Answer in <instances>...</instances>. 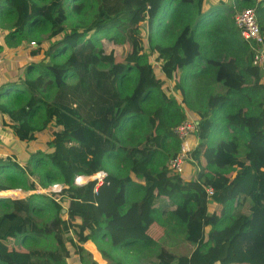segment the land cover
I'll use <instances>...</instances> for the list:
<instances>
[{"label":"trees","instance_id":"trees-1","mask_svg":"<svg viewBox=\"0 0 264 264\" xmlns=\"http://www.w3.org/2000/svg\"><path fill=\"white\" fill-rule=\"evenodd\" d=\"M207 1H2L16 21L7 37L45 65L1 84L0 123L17 150L52 128L53 137L47 155L30 151V165L0 148V194L107 176L97 189L93 180L52 196L0 197V264H72L75 255L85 264L88 241L106 244V256L141 253L110 264H264V74L235 21L253 8L264 33V0ZM43 31L53 39L46 49L31 43ZM147 48L181 101L165 91ZM190 113L201 141L199 169L186 180L168 167L167 144L180 142L175 129ZM170 227L195 246L190 254L160 243ZM51 235L56 247L31 246Z\"/></svg>","mask_w":264,"mask_h":264},{"label":"rangeland","instance_id":"rangeland-1","mask_svg":"<svg viewBox=\"0 0 264 264\" xmlns=\"http://www.w3.org/2000/svg\"><path fill=\"white\" fill-rule=\"evenodd\" d=\"M2 1H4V0H1V3H0V51H3V53H6L8 51V54H10L9 56L11 57L10 58L11 72H8L7 75H4L5 77H0V84L6 83L7 81L8 82L18 81V79H19L20 83H23L22 81L25 79L26 73H27L26 67L29 65H33L34 71L28 72V75H30V76L31 75H34V76L37 75L38 70H36V68L41 69V67H43V65H45V62L43 61L44 57H42V54L37 55V56H33L32 54H30L31 46L26 47L27 42L25 43V46L22 47L23 45L19 44L18 40L16 38H13V39L8 38L6 36V34H4L5 31L8 33L12 30V28H15L14 23L16 21L12 15V13L9 12L10 8L4 2L2 3ZM12 1L14 2V0H12ZM104 1L106 3L114 4L116 0H104ZM218 2H219V0H208L207 5L209 7L211 4L218 3ZM76 22H78V20H75V19L70 20V22L68 23L67 29H71V27H73ZM142 32L145 36H147L148 27H147L146 22L142 24ZM32 42L34 43L35 47H37L38 44H40L41 46H45V49H46L48 46L52 45L53 39H50L48 37L47 31H43L39 37L33 38L31 43ZM104 46L106 47L107 50H110L113 47L112 42L107 41V40H105ZM117 51L119 52V54H122L123 49H122L121 45L117 46ZM146 51L150 55V60L155 67V71H156L158 77L163 79V80H166L165 91H167L171 95L176 96V98L179 101H181L182 100V93L179 90H176V88L174 86V82L172 80H167L165 75L162 73L161 62L159 60H157V56H158L157 53H150L148 48ZM226 65L228 66V68L231 71H233L230 61H227ZM8 88H9V85L4 86L3 91L8 89ZM215 89L219 90L220 88L216 86ZM47 97H48V99H50L51 95H48ZM4 101H5V99L3 98L1 100V102H4ZM194 116H195L194 114L190 113L191 118ZM41 120H42V112H39L37 114V116L34 118L33 123L34 124H39V123L41 124ZM106 120H112V117L106 116V117L102 118L101 122H104ZM52 132H53V128L51 130L47 131L45 134H40L38 140H35V142L20 143L22 145L21 150H17V148L20 147L19 143L15 139H13V137L7 132V130H5V128L2 127V125L0 123V148H5V146H6L7 150L4 151V153H5L4 156H7V155L11 156L13 153L12 151L15 152L17 150L16 152H18V153H17V156L15 157V158H17V162L22 166L27 165V163H29V165H30V151L41 150L42 152L46 153V155L52 151V148H50V146H48V143H47L48 140L52 139V137H53ZM193 168L191 167L190 164L188 165L187 173L184 176L186 180H189L190 177L193 175L194 169H195V168L194 169ZM55 184H61V183H53V184H50L48 187H45V188L48 189ZM39 192L40 191H38V190H30V191H28V193H24L19 198H23L28 194H34V193H39ZM40 193H43V192H40ZM54 193L52 192L51 194H48V196H52V194H54ZM212 207H213L212 205H209V208H212ZM2 211H3V208L0 206V212H2ZM39 219L43 220L40 217H39ZM172 228L173 227L169 228L167 235L164 238H162L160 243L166 245L167 247H169L171 250L175 251L178 254H190L195 246L189 242H186L182 238V235L180 234V232L175 230V229L172 230ZM71 244L73 247L78 246L77 245L78 241L74 240V242H71ZM31 246L56 247L55 237L53 235H51L46 239H41L40 242H38L37 244L31 245ZM84 247H85L86 253H87V262L85 264H92L93 262H95L96 264H110L113 261L112 256L113 257L116 256V260L118 259L119 256H121V258L125 261L129 257H134L135 255L141 254V253H138L134 250H131L130 253L128 251H120V252L112 251L111 255L106 256L103 254V249H105V248L109 249L108 246L106 244H100L98 242L92 243V241H90L88 244L84 245ZM74 248H76V247H74ZM72 264H80L79 259H78V255H75L72 258Z\"/></svg>","mask_w":264,"mask_h":264},{"label":"built area","instance_id":"built-area-1","mask_svg":"<svg viewBox=\"0 0 264 264\" xmlns=\"http://www.w3.org/2000/svg\"><path fill=\"white\" fill-rule=\"evenodd\" d=\"M235 21L241 31L242 37L246 39L255 50L252 60L253 65L259 68L264 74V33L261 31L256 11L253 8H245L241 11H238L235 15ZM198 123L199 119L196 117H188L175 129V133L180 142L177 144L173 142L167 144L168 150L173 152V156L168 160V167L177 173H180L181 175H186L189 164L192 168H195H193L194 172L199 169V164L193 157L194 152L197 150L201 141L198 132ZM106 176L107 173L105 171H100L99 173L90 176L77 175L68 183L55 184L48 189L39 187L37 190L46 194H51L52 192L57 193L61 192L66 187L84 186L93 180L97 181V189L98 186L103 183ZM202 187L206 191L208 199L211 200L214 194L213 187L208 185H203ZM16 189L20 190L19 194H0V197L18 199L24 193H28L21 188ZM56 200L59 201V199ZM62 218L65 220L68 218L66 212L62 214Z\"/></svg>","mask_w":264,"mask_h":264},{"label":"crops","instance_id":"crops-1","mask_svg":"<svg viewBox=\"0 0 264 264\" xmlns=\"http://www.w3.org/2000/svg\"><path fill=\"white\" fill-rule=\"evenodd\" d=\"M9 33V32H8ZM8 33L5 31L4 34H6V36L8 35ZM10 54H8V51L6 53H3V51H0V77H5L4 75H7L8 72H11V62H10ZM3 84V83H2ZM1 86V84H0ZM7 149L3 150V154L4 151H6ZM90 241H88L86 244H88ZM92 243H94V241H92ZM86 244H83L86 245Z\"/></svg>","mask_w":264,"mask_h":264}]
</instances>
